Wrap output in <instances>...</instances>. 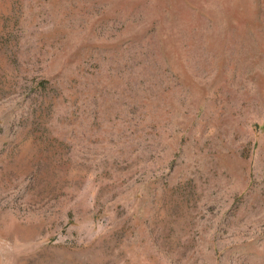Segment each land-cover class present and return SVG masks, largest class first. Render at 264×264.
Returning a JSON list of instances; mask_svg holds the SVG:
<instances>
[{
  "label": "rangeland",
  "instance_id": "374dc122",
  "mask_svg": "<svg viewBox=\"0 0 264 264\" xmlns=\"http://www.w3.org/2000/svg\"><path fill=\"white\" fill-rule=\"evenodd\" d=\"M0 264H264V0H0Z\"/></svg>",
  "mask_w": 264,
  "mask_h": 264
}]
</instances>
